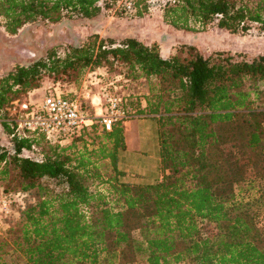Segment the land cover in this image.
Returning <instances> with one entry per match:
<instances>
[{
    "label": "trees",
    "instance_id": "1",
    "mask_svg": "<svg viewBox=\"0 0 264 264\" xmlns=\"http://www.w3.org/2000/svg\"><path fill=\"white\" fill-rule=\"evenodd\" d=\"M120 1L0 0V27L16 36L38 21L91 20ZM158 1L164 22L177 30L217 27L240 36L254 26L264 30V0H135L136 15ZM189 48L165 58L156 43L92 35L63 55L50 50L0 77L2 126L12 143L0 146V185L25 195L0 236V264H264L259 213L254 202L236 200L250 168L264 184V55L238 60ZM99 69L114 74L118 86L148 81L138 113L160 122L161 179L120 180L124 123L110 132L94 125L65 146L15 135L14 102L46 79L77 85ZM86 137L97 147L89 151ZM37 148L40 159L26 155ZM107 161L109 194L90 185Z\"/></svg>",
    "mask_w": 264,
    "mask_h": 264
},
{
    "label": "rangeland",
    "instance_id": "2",
    "mask_svg": "<svg viewBox=\"0 0 264 264\" xmlns=\"http://www.w3.org/2000/svg\"><path fill=\"white\" fill-rule=\"evenodd\" d=\"M162 5L159 1L153 3L149 13L140 17L136 12L134 15L126 13L118 2L95 19H65L57 24L38 21L26 25L16 36L6 34L0 27V77L8 74L18 65H29L37 61L46 56L50 50H57L63 55L67 47L80 46L92 35H98L102 39H113L116 42L132 37L146 45L156 43L165 58L177 53H187L189 47L206 57L216 52L234 55L238 60H252L264 55V30L258 26H254L245 36L234 35L217 27L199 33L177 30L164 22ZM109 75L110 78L114 76L112 73ZM86 76L87 73L77 85L58 84L46 79L42 88L47 87L48 91L58 89L59 86L65 96L73 97L76 92H82ZM94 90L96 91L97 88ZM118 93L123 97L125 107L130 112L129 120L124 123L127 151L121 154L119 164V170L126 176L120 177V180L138 184L161 179L160 122L158 118L138 113L140 108L146 106L149 83L145 79L129 80L121 83ZM28 98L29 96L23 97L21 102ZM16 107L14 102L10 115H13ZM3 121L4 118L0 114V146L11 149V139L3 129ZM99 129L101 130L100 127ZM86 141L89 151L97 147V143L93 144L92 138L86 137ZM78 147L82 149L83 143H79ZM26 155L40 159L41 149L29 151ZM102 163L104 162L99 165ZM105 163L100 167V180H92L90 185L92 190L99 189L109 194L110 188L105 182L109 175H112V171L108 161ZM263 192L264 184L254 181L251 168L248 170V181L236 187V200L254 202L253 208L259 213L258 222L262 227H264V201H259V197ZM113 206L119 208L118 204Z\"/></svg>",
    "mask_w": 264,
    "mask_h": 264
},
{
    "label": "built area",
    "instance_id": "3",
    "mask_svg": "<svg viewBox=\"0 0 264 264\" xmlns=\"http://www.w3.org/2000/svg\"><path fill=\"white\" fill-rule=\"evenodd\" d=\"M119 3L126 13L135 14V0H121ZM117 82L97 71H88L82 92H76L73 97L65 96L58 86V89H49L38 103L15 102L17 107L12 121L15 135L43 138L49 144L65 146L94 125L112 131L115 125L130 118L129 109L118 93ZM24 200L23 193H8L0 185V236L5 235Z\"/></svg>",
    "mask_w": 264,
    "mask_h": 264
},
{
    "label": "crops",
    "instance_id": "4",
    "mask_svg": "<svg viewBox=\"0 0 264 264\" xmlns=\"http://www.w3.org/2000/svg\"><path fill=\"white\" fill-rule=\"evenodd\" d=\"M105 70L104 69H99L97 73L99 74H104ZM47 87L40 88L34 92H32L29 96V98L25 101L30 102V103H38L42 100L43 96L47 92ZM38 97V98H37ZM125 125V124H124Z\"/></svg>",
    "mask_w": 264,
    "mask_h": 264
}]
</instances>
